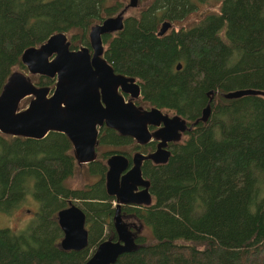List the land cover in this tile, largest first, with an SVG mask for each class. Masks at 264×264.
Here are the masks:
<instances>
[{
	"label": "trees",
	"instance_id": "1",
	"mask_svg": "<svg viewBox=\"0 0 264 264\" xmlns=\"http://www.w3.org/2000/svg\"><path fill=\"white\" fill-rule=\"evenodd\" d=\"M106 1L0 0V89L11 72L22 68V51L41 41L35 40L37 31L34 20H41L45 24L44 31L53 26L65 31L84 22L88 27L94 20L107 15L101 13L106 8ZM86 18H89L87 22ZM161 20L164 18H154V25H144L134 19L130 28L123 27L116 37L108 39L113 66L119 71L142 77L145 96L159 104L175 107V99L190 98L188 107L192 106L191 110L197 108L198 111L204 92L208 90L228 91L240 87L264 90V60L256 55L264 50V31H259L252 44L243 41L240 35L237 39L226 37L224 29L216 34L191 32L183 38H158L155 27L156 22ZM245 22L249 27L254 26L247 19ZM227 51L229 55L243 51L245 57L234 66L226 67ZM180 55H187L191 64L184 67L182 63L183 69L175 71L173 61ZM201 56L204 65L200 64L198 69L194 59ZM247 60L250 76L239 72ZM172 70L174 73H171ZM197 72H202L203 81L191 84L189 78L192 79ZM38 78V84L52 85L49 78ZM167 96L171 97L170 100ZM246 98H260L264 102L261 96H245L229 102L224 100L228 102L224 107H215L225 111L230 103ZM178 112L182 115L189 113ZM232 127L235 132H246L252 126L243 128L233 123ZM250 131V135L239 139L234 147L229 148V142L223 143L221 140L214 143L209 129L196 130L191 140L180 147L165 166L156 169L152 186L157 204L147 211H141L139 218L145 217L147 224L153 225L156 236L162 241L133 255L138 259L137 264H264V200L254 207L253 216L247 218L229 199L230 189L234 186L230 183L233 176L248 183L264 177V118L260 125ZM69 150L68 142L57 135L33 140L0 134V200L5 196L17 197L21 203L27 195L41 199L36 200L39 208L34 213L37 225L40 226L41 220H52L56 225L54 217H50L55 210L45 217L41 209L43 205L46 209L48 205H53L59 194L63 196L71 192L76 196L65 184L74 169ZM197 178L202 183L191 199L192 190L182 181L195 182ZM100 192L96 185L93 194ZM231 196L235 198L239 194L231 193ZM205 211L209 216L208 222L201 224L204 227L198 229L192 226L190 221L193 219L189 216L196 217ZM89 214L97 216L91 215V212ZM216 222L218 227H215ZM185 225L195 227L199 232L193 234L188 230L186 233ZM108 234L111 236L110 232ZM228 247L230 249L225 252L224 248ZM126 254L121 255L114 264H126ZM86 255V248L64 251L54 242L34 245L8 228L0 229V264H83L88 257Z\"/></svg>",
	"mask_w": 264,
	"mask_h": 264
},
{
	"label": "water",
	"instance_id": "2",
	"mask_svg": "<svg viewBox=\"0 0 264 264\" xmlns=\"http://www.w3.org/2000/svg\"><path fill=\"white\" fill-rule=\"evenodd\" d=\"M137 0H129L125 9L136 7ZM164 20L158 31L163 35L170 26ZM124 26L122 14L110 16L91 27L89 32L91 58L89 49L81 47L70 50L69 42L63 32H57L39 47H28L21 55V61L32 74L56 76L55 89L48 96V88L34 86L30 80L18 71L11 72L0 92V134L39 139L47 132L64 133L73 147L76 163H85L93 159L95 126L104 124L121 135L134 138L143 144L149 138L147 125L162 122L161 132L182 129L183 120L177 116L168 119L155 107L140 110L132 102H125L118 89L129 90L132 78L115 75L112 68L100 57L102 53L101 35L121 31ZM54 57L49 61V57ZM180 68V64L177 65ZM212 93V91H210ZM33 96L28 106L17 110L19 102L26 96ZM137 95V90L133 93ZM245 96H261L264 90L253 87H240L224 92L226 99H238ZM209 105L202 109V118L209 112ZM152 136L164 134L153 132ZM151 158L155 162L165 160V153L155 152L147 156L134 153L133 166L120 178H117L126 166V160L120 155L107 159L106 172L107 193L114 197L113 228L114 239L100 241L83 264H114L123 254L133 249L132 234L118 214L120 204L146 205L149 195L146 181L139 176V164L142 159ZM143 186L140 192H133L136 186ZM56 223L62 231L59 246L62 250L79 251L87 245V231L84 228L82 211L69 204L56 212Z\"/></svg>",
	"mask_w": 264,
	"mask_h": 264
},
{
	"label": "rangeland",
	"instance_id": "3",
	"mask_svg": "<svg viewBox=\"0 0 264 264\" xmlns=\"http://www.w3.org/2000/svg\"><path fill=\"white\" fill-rule=\"evenodd\" d=\"M128 3L129 0H107L105 2L106 8L101 13L115 15L116 13L120 12L122 16L124 14L123 27L125 29H128L133 25L134 19L139 20V22L144 25H154V18L158 19L163 17L172 23V27L167 31L169 32L168 35L165 36L167 38H183L191 32L204 34L214 32L216 34V32L224 29L226 37L237 39L240 38L238 36L240 35L243 38V41L245 40L249 44H252L259 36V31H264V0H137L136 7H131L127 10L123 9L126 5H128ZM121 9L123 10L120 11ZM246 19L253 23L254 26L249 27V25L245 22ZM88 20L89 18H86L85 21L87 22ZM95 21L96 20H94L90 26L95 23ZM33 23L35 30L39 32H35V40L42 39L51 33L62 31L54 26L47 29V31H44L46 30L43 29L45 24H42L41 20H34ZM84 24L85 22L83 24L72 26L66 32L69 41L77 48L84 45L87 46L86 43L88 42V31L90 26L87 27ZM62 28L65 29L66 27ZM116 33H112L111 35L116 37ZM106 37L107 35H105L103 39ZM224 50L225 49L222 51L223 56ZM229 53L230 52L227 51L225 55L226 67L234 66L238 61H241V59L245 57L243 51L239 52V54L233 53L229 55ZM252 55L253 54H251V56ZM256 55L258 59L261 58L264 60V50L257 52ZM176 59L177 61L182 62L184 67L186 64H191V60L187 55H180L176 57ZM203 60V56L194 59V62L197 65L196 68L199 69L200 64L204 65ZM252 64L255 63L252 61ZM248 69L249 67L247 60L244 64V68H239V72L246 73L247 76H250V71ZM15 70H19L24 73L26 72V70L21 68H16ZM171 73H174V71L172 70ZM201 73L202 72H197L192 79L189 78L190 83L193 84L198 81H203ZM260 75L263 74L261 73ZM243 76L244 75H242V77ZM167 98L170 100L171 97L167 96ZM29 99L30 97L24 98L20 103L19 109L25 107L28 104ZM242 100L245 102H239ZM239 101L230 103V105L225 108L223 113L216 112L217 107H212L210 109L211 112L207 122H205L202 126H196V129H209L210 133L213 135L214 143L216 140H223V143L229 142V148L234 147L236 145V141L242 139L244 136L250 135V129L252 130L253 128L260 125L264 118V102H262L260 98H246L240 99ZM174 102L178 110L189 112L183 113L184 117H191L197 112V108L195 110H191L190 108H192V106L188 107V104L191 102L190 98H178L175 99ZM146 104L149 105L148 102H146ZM213 117H215V119H213ZM233 123H236L243 128H249L247 126L252 127L250 129H246V132H235L232 127ZM224 134L229 135L232 138L225 137ZM220 135H224V137H220ZM185 139L186 137L183 136L181 137L180 141H184ZM131 145L132 144L120 146L118 148L124 151L128 156L131 153ZM110 148L111 147L108 146L102 148L101 150ZM99 151L100 149L98 150V153ZM75 167L76 168L73 175L69 177L66 182L67 186L71 189H82L98 178V175L88 176L85 165H82L81 167ZM78 170H81L82 172L79 173ZM182 183L183 185L186 184L188 188L192 190V194L190 196L192 199L195 196V190H200L202 180L197 178L195 182L182 181ZM230 183L234 184L233 188L230 189V202L236 205L240 211H243L247 218H250V216L252 217L254 207L259 203L260 200H264V177L256 178L255 180H252L250 183H248L239 179L237 176H233L232 180H230ZM91 193H95V188ZM225 193L227 194L228 190L225 191ZM231 193L239 194V196L232 198ZM25 197V200L21 203H19L17 197L13 198L10 196H5L0 200V229L8 228L10 231L26 237L34 245H49L52 242L59 244L62 233L59 228L54 225L52 220L45 222L41 220L40 226L37 225L38 220L36 219L37 217L34 213L39 209L37 208L38 202L36 200L41 201V199L33 198L30 195ZM73 197L75 196H73L71 192H66V194L63 196L59 194L53 205H48V209H46L44 205L42 206V215L45 217L48 216V212H52L61 207L66 202L65 199H73ZM73 201L77 206L82 205L79 199H73ZM54 213L50 215L51 218H53L52 216ZM109 214L110 213H106L105 218L102 213L98 214V217L90 216L89 211L86 210V215L90 216L87 220L88 231L87 245L85 247L87 249L86 257L90 254L98 242L104 238H111V236H108L109 234L106 233V229L108 228L107 224L112 217V215L109 217ZM208 216L209 214H206V211L203 214L199 213L196 217L189 216L190 219H193V221H190V223L192 226H196L199 229L200 227H204V225L201 224L208 222ZM121 218L124 222L129 221V219L125 216H122ZM139 220L143 226L139 225L135 220H132L134 222V225L131 229L133 249L127 254L125 253L126 257L124 259L126 264H137L138 259L134 258L137 253L147 250V248L152 246H157L162 241L159 236H156L153 225L147 224L145 217H140ZM185 227H187V231L185 230L186 233H188V230L193 234L199 232L196 231L197 229L195 227L191 228L190 226L188 227L186 225ZM215 227H218L217 222L215 223ZM215 239L217 238L215 237ZM216 241L218 246L223 249V246L219 240ZM229 249L230 247L224 248V251Z\"/></svg>",
	"mask_w": 264,
	"mask_h": 264
},
{
	"label": "flooded vegetation",
	"instance_id": "4",
	"mask_svg": "<svg viewBox=\"0 0 264 264\" xmlns=\"http://www.w3.org/2000/svg\"><path fill=\"white\" fill-rule=\"evenodd\" d=\"M123 9H125V8H123ZM123 9H121L120 11H122ZM119 13H116L115 15H117ZM115 15H105V16H103V18L96 20L95 23H93L89 27L88 42H87V38H86L87 46L84 45V46H80L79 48L87 47L89 49V54H90L91 58L93 56V50L90 47V40H89V32H90L91 27L100 23L103 19L110 17V16H115ZM122 17L124 20V14ZM164 20L169 21L167 19H164ZM164 20L156 22L155 29H156V35L158 38L167 36L169 33V32H167L168 29H170L172 27V23H171L169 28L166 30V32L163 35H158L157 33H158V31L162 25V22ZM171 31H173V30H171ZM58 32H63L65 34L66 41L69 42V49L70 50H78L79 49V48L75 47L69 41V39L66 35L67 30H65V31L62 30V31H58ZM55 33H57V32H55ZM113 33H116V32H113ZM52 34H54V33H51L48 36L46 35L44 38L41 39L40 42H38V43H36V45H32V46L39 47ZM111 34L112 33H106V34L101 35L102 53L100 54V57L103 58L106 61V63L112 68L113 73L115 75H123L125 77L132 78V83H129V84H135L137 86V88H135L132 85H129L128 86L129 90H127L125 92H122L120 89H118V93L122 95L124 101L125 102H132L140 110H148L150 108L155 107L156 109H158L161 112L162 115H165L168 119H170L173 116H177L180 120H183V128L180 130L179 129L173 130L172 129V125L174 122L173 121L170 123V125L168 127L169 129L167 131L164 130V133H162L160 131L161 128L163 127L162 122H159V124H157V125H147L146 126L147 132L150 134V136L146 140L145 143L140 144V143H137L134 140V138L126 136V135H121L116 130H114L113 128H109V127L105 126L104 124L96 125L95 126V138H94V144H93L94 157L92 160L85 162V163H76V161L73 157L72 144H71L69 138L64 133L49 131L43 137H41L39 139H33V138H30V139L44 140V139H46L48 137H52L54 135H57L60 138H64L69 144V149H70L69 151H70V154L72 155V158H73V166H74L73 173H74L75 168H76L75 166L81 167L82 165H85L88 176L98 175V178L95 181L86 185L82 189H78V188L77 189H71V188L69 189V191H72L76 195L75 197H73V199H79V201L81 202L82 205L77 206L74 203L73 199H66V202L61 207H59L55 210V213L53 215V217L55 219V223H56V212L61 208L67 207L69 204L75 205L76 207H78L82 211L83 217H84V228L86 231H88L87 220H88V217H90V216L86 215V210H89V212H91L92 215H98V214L102 213L104 218H105L106 213H110L109 217H111V215H112V217H111V220L109 221V223L107 224L108 228L106 229V233L110 232L111 233L110 239H114L115 233H114V228H113V216H114V206L117 204V202L114 200V197L112 195L107 193V188H106V172L108 170L107 159L112 155H120L126 160L127 166L123 171L120 172V174L117 178V181L120 182L121 176L123 174H125L127 172V170L131 169V167L133 166L132 156L134 153H139L142 156H147V155L153 154L155 152H161V153H165V155H166L165 160L162 162H155L154 163L151 160V158L150 159L149 158L142 159L140 161L139 176L142 180L147 182V184L145 185V188H146V192L149 195V203L146 205H131V204L130 205L120 204L119 205L118 214H119L120 218L122 216H125L126 218L129 219L128 222H124L121 218V220L126 224L129 232L131 233L132 232L131 229L134 225V222L132 220H135L139 225L143 226V224L139 220V215H141L140 212L143 210L147 211L150 207H153L157 204V196L155 194L154 186H152V176H153L154 172L156 171V169L159 167L165 166L169 162V160H171L173 158V156L178 152L179 148L185 146L189 142V140H191V137L195 134V131L197 130L196 126H199V125L202 126V125H204L205 122H207L209 114L211 112L210 109L212 107H215V106L224 107V105L227 104L229 101H231V99H226L223 97V94L226 91H224L222 89H217L216 91H214L212 93H210V91H212V90L205 91L204 97L202 99V103H201L198 111L196 112L195 115H193L191 117H188V116L184 117L182 114H180L178 112L177 107H175V106L157 103L156 101L148 98V96L144 95V90L142 89L144 82H143L142 77L135 75L133 73L119 71L113 66V61L109 57L110 56V53H109L110 42L108 40V36L110 35L109 38H112L113 35H111ZM105 35H107L106 40L103 39V37ZM104 45H105V48H104ZM29 47H31V46H29ZM21 55H22V53H21ZM53 57H54V55L49 57V61ZM20 63H21V67H22L21 69L26 70V72L24 73V72L19 71V70H14V71H18L21 74H23L24 76H26L30 80V82L34 86H36L37 88H40V87L48 88L49 90L47 93L49 96L53 92V90L55 89V85L57 82L56 76H47V75L30 73L27 70V68L24 66L23 62L21 61V56H20ZM178 64H180V68H177ZM171 67H172V65H171ZM173 68L175 69V71H181L183 69L182 62L177 61V59H175L173 61ZM10 74H9V76H10ZM9 76L5 79V81L1 85L0 92L2 91L4 85L6 84ZM41 76L49 78L52 82V85L50 84V85L45 86V85H42L41 83L38 84L37 83V80L39 79L38 77H41ZM135 90H137L136 96L133 95ZM26 97H30L29 102L33 98L32 95L26 96ZM26 97H24V98H26ZM23 99L20 100L19 107H20V103ZM224 100H226L228 102L225 103ZM29 102H28V104H29ZM146 102H148L149 105H147ZM28 104L23 108H26L28 106ZM207 105L210 106L209 112H208L207 117L205 119H203L202 118V109L204 107H206ZM19 107L17 108V110L23 109V108L19 109ZM223 111L224 110L221 108L216 109V112H218V113L219 112L223 113ZM186 115H188V114H186ZM213 119H215V117H213ZM216 125H219V124H216ZM153 132H158L160 134H164L165 140L162 141L160 136L155 138L154 136H152ZM7 136H11V135H7ZM183 136H185L186 139L184 141H180L181 137H183ZM15 137H19V136H15ZM212 137H213V135H212ZM220 137H223V135H220ZM23 138H25V137H23ZM216 141H218V140H216ZM129 144H132L131 145L132 148H131V153L127 156L126 153L124 151H122L121 149H119L118 147L129 145ZM108 146H110L111 148L101 150L102 148L108 147ZM99 149H100V151L98 153ZM150 168H152V169L150 170ZM78 172L81 173L82 171L78 170ZM73 173L70 175V177L73 175ZM67 180L65 181V184H66ZM96 185L99 186V188L101 189V192H100V194L94 195L91 192L95 188ZM142 189H143L142 185L136 186L135 189L133 190V192H140ZM76 197H78V198H76ZM84 197H86V198H84ZM88 197H93V198H88ZM96 197H98V198L102 197V198L98 199ZM85 200H87V202H84ZM93 201H94V203H93ZM103 222L105 223L104 220H103ZM56 226L58 227L57 223H56ZM59 230H60V228H59ZM61 233H62V231H61ZM68 251H70V250H68ZM91 252H90V254H91Z\"/></svg>",
	"mask_w": 264,
	"mask_h": 264
}]
</instances>
